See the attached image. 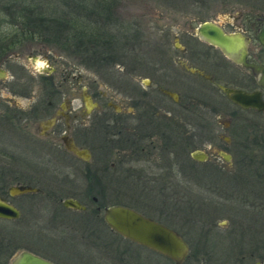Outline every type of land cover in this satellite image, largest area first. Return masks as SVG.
<instances>
[{
	"label": "flooded vegetation",
	"instance_id": "obj_1",
	"mask_svg": "<svg viewBox=\"0 0 264 264\" xmlns=\"http://www.w3.org/2000/svg\"><path fill=\"white\" fill-rule=\"evenodd\" d=\"M213 23L247 38L246 62L264 63V46L257 41L263 24L236 22L227 30ZM160 29L152 56L135 53L130 72L87 71L102 74L98 79L82 76L71 64H57L51 54L37 61L28 50L38 73L36 86L19 78L9 89L29 102L22 108L0 101V124L15 126L30 144L18 155L3 151V156L30 158L33 164L26 160L20 169L1 164L0 198L17 216L0 220L7 234L14 230L22 238L21 250L54 264H72L65 256L79 253L91 258L83 264H173L105 223L104 208L121 205L176 231L188 247L182 264L190 251L199 260L220 242L229 261L239 254V264H264V90L249 68L201 40L194 28L172 34L171 40L168 28ZM11 52L7 48L1 56L3 73L2 63L19 55ZM20 66L17 73H28ZM234 91L257 93L262 107H241L230 99ZM68 157L81 165L64 161ZM188 173L200 189H227L229 199L241 198L242 204L240 214L230 207L231 229L224 235L211 228L213 223H203L195 246L171 223L188 224L182 199ZM13 186L29 190L15 193ZM46 240L64 259L29 243ZM62 243L71 248L62 249ZM1 255L9 257L0 246Z\"/></svg>",
	"mask_w": 264,
	"mask_h": 264
},
{
	"label": "rangeland",
	"instance_id": "obj_2",
	"mask_svg": "<svg viewBox=\"0 0 264 264\" xmlns=\"http://www.w3.org/2000/svg\"><path fill=\"white\" fill-rule=\"evenodd\" d=\"M111 8L110 17L111 20H115L114 23L120 26L128 23L131 24L129 27H135L136 35L134 42H130L123 49L114 51L116 54L108 55L102 63L98 62L100 56L95 59L96 61H92L86 57L81 58L80 55H74L72 52L62 50L56 45L52 46L42 43L37 39L29 41V43L23 42V44L11 50V54L18 53L19 55L16 57L11 55L8 63H2L6 69V78L0 79V101L9 102L10 105L15 104L22 108H25L27 102H29L28 98L12 94L11 89H9L10 87L13 89L19 84V78H25L30 81L28 84L33 88L36 86V81L33 78H36L38 73L34 71L33 64L29 60L28 50L29 53L36 55L37 61L44 60L43 54H51L58 59L56 61L57 64H71L82 76L98 79L102 74L87 73V71L111 70L110 72L114 73L117 70L120 72H130L133 69L135 53L152 56L151 49L160 44L159 42L162 38L160 28L162 27L168 28L167 38L171 40L172 34L183 32L187 27L193 29L202 21L221 23L227 30H230L231 26L235 25L236 22H254L257 25L264 24V0H114V5ZM6 28L10 29V26L6 25ZM132 31L133 29L131 28L129 32ZM257 47L258 44L254 42L253 48ZM20 64L24 65V69L28 73H17L21 69V66L19 67ZM111 73H106L108 79L113 78L111 76L113 74ZM114 75L116 74L114 73ZM195 81L200 83L196 79ZM219 119H224V116L220 114ZM29 145V142L24 138V134L18 128H15L13 125L0 124V166L2 163L8 162L9 167L20 169L25 166L26 160L28 161L27 164L33 165L29 160L30 158H26L25 160L20 157L3 156L2 154L3 151H12V154L14 153L13 156H15L20 154L17 151L29 149ZM67 160L69 162L72 161L76 165H81L75 159V161L72 158L69 159V157L64 159V161ZM195 168L201 170L202 173L206 172L201 167L195 166ZM182 180L179 182H182ZM194 180V175L186 174L184 188L186 191L182 199L186 200L185 209L189 220L187 226L183 224L181 219L171 222L183 234L190 246H195V236H198V232L204 229L202 227L203 223H213L214 226L211 228L224 235L226 231L231 229L230 221L227 220V218L229 219L228 211L230 207H233L234 210L235 207L237 210L239 209V214L241 213L240 209H242L241 198L234 201L230 200L227 189L222 188L218 189L219 191H209L205 190L203 186L200 189V185L195 183ZM236 192L239 194L241 190L237 189ZM237 221L242 223L240 220ZM226 224L227 227H224ZM6 226V222L0 220V246L9 253V257L1 255L0 260L2 264H6L14 254L22 249V238L20 239L14 230L12 233L7 234L8 227ZM29 243L35 247L45 248L48 252L63 258L57 250L52 248L49 240L41 243L29 241ZM220 243L213 249H208V252H202L199 260H194V255L196 254L194 251H190L185 264H239L240 255L234 254L233 258L231 257L232 259L229 261V255L225 253V242ZM62 246H65L62 247L65 250L71 248L67 244L64 245V243H62ZM79 254H67L65 259H68L72 264H83L81 260H84L85 263L91 261L90 256L84 257L82 253ZM76 257H80V260L78 261ZM59 260L63 262L62 259ZM253 261L249 264H252ZM64 263L69 264L67 262Z\"/></svg>",
	"mask_w": 264,
	"mask_h": 264
},
{
	"label": "trees",
	"instance_id": "obj_3",
	"mask_svg": "<svg viewBox=\"0 0 264 264\" xmlns=\"http://www.w3.org/2000/svg\"><path fill=\"white\" fill-rule=\"evenodd\" d=\"M112 5L114 0H0V57L37 39L92 61L100 56L102 63L136 35L131 24L111 20Z\"/></svg>",
	"mask_w": 264,
	"mask_h": 264
},
{
	"label": "water",
	"instance_id": "obj_4",
	"mask_svg": "<svg viewBox=\"0 0 264 264\" xmlns=\"http://www.w3.org/2000/svg\"><path fill=\"white\" fill-rule=\"evenodd\" d=\"M195 34L203 41L216 46L229 60L249 68L259 88L264 90V63L252 64L245 61L247 38L238 33H224L212 21H202L194 28ZM257 41L264 46V24L257 33ZM5 73L0 70V78ZM230 99L241 107L255 106L261 108L258 94H245L234 91ZM83 151H76L80 155ZM84 157V156H83ZM15 193L29 190V187L13 186ZM76 206L69 200L64 202ZM16 210L0 198V218L16 217ZM103 220L122 237L149 248L165 257L173 264H182L188 247L178 233L138 212L121 205L104 208ZM6 264H54L28 251L21 250L14 254Z\"/></svg>",
	"mask_w": 264,
	"mask_h": 264
}]
</instances>
